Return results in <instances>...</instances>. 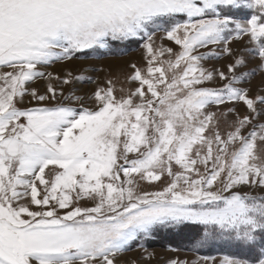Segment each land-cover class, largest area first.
Here are the masks:
<instances>
[{
    "label": "snow or ice",
    "instance_id": "6c2138e0",
    "mask_svg": "<svg viewBox=\"0 0 264 264\" xmlns=\"http://www.w3.org/2000/svg\"><path fill=\"white\" fill-rule=\"evenodd\" d=\"M241 8L246 20L229 14ZM241 37L247 56L231 46ZM134 41L146 53L134 90L117 96L109 79L94 109L71 89L79 109L52 103L51 81L90 78L41 67ZM219 55L226 71L205 67ZM250 59L264 69V0H0V264H118L160 231L242 253L203 264H264V91L243 86ZM44 78L43 93L30 87Z\"/></svg>",
    "mask_w": 264,
    "mask_h": 264
},
{
    "label": "rangeland",
    "instance_id": "374dc122",
    "mask_svg": "<svg viewBox=\"0 0 264 264\" xmlns=\"http://www.w3.org/2000/svg\"><path fill=\"white\" fill-rule=\"evenodd\" d=\"M235 19L246 20L249 18V11L247 9H235L229 12ZM164 44L165 46L173 47L176 50L178 46L174 42L162 39V34L158 33L156 37V44ZM126 44V42L119 43L113 42L109 49H95V50H84L73 55L71 60H59L54 61L48 66L41 67L40 70L52 73L54 76L65 77L68 73H71L73 77L83 76L88 79L82 81L74 80L71 85L61 86L55 80L51 83L57 87L58 101L64 104H70L73 107L79 109L81 105L74 100H68L64 97L70 95V89L75 95L84 97V107L94 109V104L88 99V97L95 91L97 87H106V81L109 79L113 81L116 88V95L127 94L128 91L134 90L138 84L129 79L132 72L130 67L131 64L135 63L138 67L143 68L145 66V50L142 47V42H138L137 45ZM232 48L236 50L237 55L247 56L248 38L241 37L239 41L232 43ZM220 52L219 46H209L207 49H199L200 52L207 51ZM229 59L223 55H219L218 58L208 59L203 61L205 67L208 68H219L226 71V64ZM258 60L250 59L247 64V69L251 70L256 68V74L249 78V82L243 86L251 89L250 95H255L259 91H264V69L256 67ZM49 83L47 78L39 79L35 83L31 84L30 87H36L41 93H43ZM219 80L210 82L208 86L217 87L221 84ZM61 87L64 95H60ZM121 89H124V93H121ZM29 106H36L35 101ZM48 106V105H46ZM237 110L243 115L246 111L242 104L236 105ZM232 118H229V121ZM264 119V118H262ZM228 128V122L221 120L220 129L224 131ZM168 178L165 177L162 181L148 184L147 182L141 183V188L144 191H159L167 183ZM91 201L83 200L80 202L81 206H91ZM146 239L138 240L133 242L130 250L125 251L119 256L118 264H169L170 260L179 259L186 261L187 264H196L200 261L203 264L202 257L214 256L219 259L223 255H229L224 249L218 244H209L203 248H172V247H146L144 245ZM150 257V258H149Z\"/></svg>",
    "mask_w": 264,
    "mask_h": 264
},
{
    "label": "trees",
    "instance_id": "16d2710c",
    "mask_svg": "<svg viewBox=\"0 0 264 264\" xmlns=\"http://www.w3.org/2000/svg\"><path fill=\"white\" fill-rule=\"evenodd\" d=\"M139 41H134V42H126V44H134L133 46L137 45ZM194 236L195 234L189 231H184V232H173V231H160L150 239H146L144 242V245L146 247H172V248H186V249H191L195 247V242H194ZM222 249L227 251L229 255H242L240 251L237 249L226 245L222 242L218 243Z\"/></svg>",
    "mask_w": 264,
    "mask_h": 264
}]
</instances>
